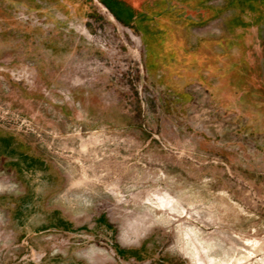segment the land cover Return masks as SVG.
I'll list each match as a JSON object with an SVG mask.
<instances>
[{"label": "rangeland", "instance_id": "1", "mask_svg": "<svg viewBox=\"0 0 264 264\" xmlns=\"http://www.w3.org/2000/svg\"><path fill=\"white\" fill-rule=\"evenodd\" d=\"M227 2L161 43L0 0V264H264V22Z\"/></svg>", "mask_w": 264, "mask_h": 264}, {"label": "crops", "instance_id": "2", "mask_svg": "<svg viewBox=\"0 0 264 264\" xmlns=\"http://www.w3.org/2000/svg\"><path fill=\"white\" fill-rule=\"evenodd\" d=\"M119 1L124 3L127 9L131 10V12L134 14L133 17L137 15H141L140 20L143 22L145 31L148 34L151 35L153 34V36H155L156 39L161 40V43L166 36H170V37L174 36L172 27H170L171 25H169L171 22H183L184 25H193L197 23L198 25H202V23H205L206 21L203 19V17H199V16L197 17V19H192L189 16L182 13V11H180L177 7L171 8L165 6L163 2H160L158 6H155V8H153L150 5H146L147 4L146 0H119ZM176 1L179 3V8L187 7L190 9L192 6L190 0H176ZM223 1H224V5L227 6L228 4L227 0H223ZM231 1L233 3L239 2L238 0H231ZM209 7L214 8L216 10H222L221 6L209 5ZM161 43L159 44L160 46ZM178 43L179 46H181V48L186 49L181 41H178Z\"/></svg>", "mask_w": 264, "mask_h": 264}, {"label": "flooded vegetation", "instance_id": "3", "mask_svg": "<svg viewBox=\"0 0 264 264\" xmlns=\"http://www.w3.org/2000/svg\"><path fill=\"white\" fill-rule=\"evenodd\" d=\"M210 0H190V2L193 4L191 8L187 7H180L179 8V3L176 0H146L147 4L150 5L151 7L155 8V6H158L160 2H163L165 6L175 8L177 7L182 13L185 15L189 16L192 19H197V17H203V19H207L209 16L210 8L207 7V3ZM239 3L243 6H246L245 4H252L255 6L254 13L256 19H260L261 22H264V0H238ZM206 4V5H205ZM183 6V5H182ZM200 9H203V11H198ZM190 10H196L198 13L196 15H190L188 11ZM199 14V15H198Z\"/></svg>", "mask_w": 264, "mask_h": 264}]
</instances>
